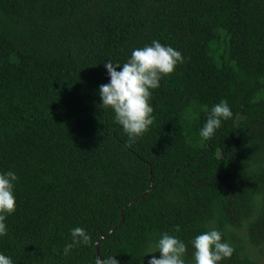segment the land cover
Masks as SVG:
<instances>
[{"label":"trees","instance_id":"trees-1","mask_svg":"<svg viewBox=\"0 0 264 264\" xmlns=\"http://www.w3.org/2000/svg\"><path fill=\"white\" fill-rule=\"evenodd\" d=\"M153 40L183 63L152 92L153 125L130 141L100 107L103 63ZM119 70V69H117ZM221 100L233 115L199 130ZM16 211L0 253L13 264H148L167 232L189 243L217 228L234 253L264 264V0H0V172ZM91 241L68 256L70 229ZM159 257V253H153Z\"/></svg>","mask_w":264,"mask_h":264},{"label":"clouds","instance_id":"clouds-1","mask_svg":"<svg viewBox=\"0 0 264 264\" xmlns=\"http://www.w3.org/2000/svg\"><path fill=\"white\" fill-rule=\"evenodd\" d=\"M183 63L181 53L168 45L153 40L150 45L134 48L123 64L103 63L109 81L98 88L100 107L110 109L114 122L121 126L130 141L140 138L154 123L152 92L160 87V81L170 76L178 64ZM119 69V70H117ZM233 113L227 101L221 100L207 112L206 120L199 130L203 140H210L222 121ZM17 176L13 171L0 172V237L7 235L6 217L16 211L14 193ZM70 242L63 246L62 253L68 256L79 246H88L89 233L81 228L70 229ZM192 248L191 264H222L234 253V247L222 239L221 232L210 227L189 241ZM148 264H188L185 259L187 246L184 241L167 232L149 238L145 244ZM159 253V257L151 255ZM0 264H13L11 257L0 253ZM95 264H117L115 256L97 258Z\"/></svg>","mask_w":264,"mask_h":264},{"label":"water","instance_id":"water-1","mask_svg":"<svg viewBox=\"0 0 264 264\" xmlns=\"http://www.w3.org/2000/svg\"><path fill=\"white\" fill-rule=\"evenodd\" d=\"M149 191V190H148ZM147 191V192H148ZM147 192L146 193H144V194H142L141 196H143V195H145V194H147ZM141 196H139V197H141ZM139 197H136L133 201H132V203L133 202H135ZM132 203H130L129 205H127L125 208H123V210L121 211V214H120V222H119V224L116 226V227H114L111 231H109L108 233H106V234H104V235H102L101 237H99V239H97V241L95 242V245H94V248H95V252H96V255H97V258H101L100 257V253H99V245L102 243V242H104L114 231H116L117 229H119L120 227H121V225L123 224V222H124V212H125V210L132 204Z\"/></svg>","mask_w":264,"mask_h":264}]
</instances>
